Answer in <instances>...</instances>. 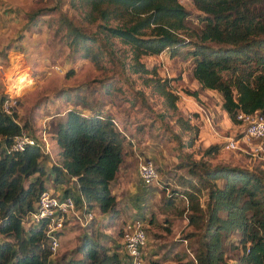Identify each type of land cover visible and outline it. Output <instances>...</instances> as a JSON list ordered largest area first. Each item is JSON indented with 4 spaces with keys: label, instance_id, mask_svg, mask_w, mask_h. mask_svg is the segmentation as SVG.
<instances>
[{
    "label": "trees",
    "instance_id": "16d2710c",
    "mask_svg": "<svg viewBox=\"0 0 264 264\" xmlns=\"http://www.w3.org/2000/svg\"><path fill=\"white\" fill-rule=\"evenodd\" d=\"M190 3L197 12L187 10L179 0H70L81 17L93 23L91 32L65 14L56 16L63 42L78 58L97 62L102 56L109 59L114 50L119 52L121 68L161 98L164 110L158 114L160 118L168 110V117L175 116L174 122L186 134L180 142L186 148L194 145L198 125L177 115L168 79L160 78L154 66L140 59L142 55L165 51L168 56L179 52L190 56L192 78L200 88L219 93L221 109L240 129L237 135L241 132L237 112L264 115V0ZM54 11L50 6L28 12L26 30L37 26L41 15ZM115 42L123 48H116ZM13 46L5 44L3 50ZM70 73L71 69L66 75ZM111 85L110 81L102 83L103 91L110 92ZM138 94L143 95L142 90ZM53 97L79 100L88 107L81 111L77 105L67 106L56 121L50 140L56 147L57 161H49L37 144L11 149L13 136L20 129L28 130L35 114L29 120L16 109L5 113L0 108V264H123L113 246L88 233H82L67 253L54 258L45 223L29 218L39 192L47 189L44 178L49 175L54 182L73 180L76 193L67 187L60 196L71 195L83 211L96 207L108 219L119 213L112 183L124 155V131L116 126L110 112L89 104L74 87L58 88ZM205 116L211 125L210 117ZM221 147L220 143L203 146L199 158L188 153L185 162L177 165L185 171L176 174L180 187L172 188L169 197L185 196L188 221L202 223L193 258L177 264H264V172L207 162ZM225 247L232 251L231 259L225 255Z\"/></svg>",
    "mask_w": 264,
    "mask_h": 264
},
{
    "label": "rangeland",
    "instance_id": "374dc122",
    "mask_svg": "<svg viewBox=\"0 0 264 264\" xmlns=\"http://www.w3.org/2000/svg\"><path fill=\"white\" fill-rule=\"evenodd\" d=\"M179 1L187 10L197 12L190 0ZM50 6L55 8L54 13L41 15L39 24L27 31L26 14L36 8ZM58 13L65 14L87 32L94 29L93 23L82 18L77 8L70 5V0H0V64L6 71V77L0 79V91L5 88L4 82L8 84L17 97L16 110L22 113V118L30 120L35 114L28 131L35 136L42 131L48 133L50 152L47 158L57 161V150L50 140L56 121L67 106L77 105L81 111H87L88 107L79 100L67 102L55 99L53 93L58 88H76L78 93L85 95L89 104L110 112L116 126L124 131L123 149L124 154L129 155L130 170L124 174L120 169L112 183V191L118 200V215L108 219L106 214H100L94 207L91 209L94 218L83 227L75 221L67 227L66 220L59 232V245L51 256L58 258L67 253L77 244L82 233H88L113 246L124 259L119 229L123 221L137 218L143 222L145 232L143 264H177L178 261L192 259L195 247L199 245L198 228L202 223L198 225L188 221L185 196L169 197L172 188L180 187L176 174L185 171L177 165L185 162L188 153L195 159L199 158L202 147L212 143H220L222 147L207 160L210 164L226 163L264 172V162L225 148V142L239 129L222 112L219 93L200 88L192 78L190 56L180 52L168 56L161 51L140 57L147 66L156 68L160 78L168 79L167 88L175 98L177 115L198 125L194 145L186 148L180 143L186 134L174 122L175 116L168 117V110L160 118L158 114L164 110L161 98L151 94L134 74L121 68V56L117 50L111 56L107 53L109 59L102 56L97 62L90 58H78L70 52L57 26ZM18 35H22L21 39L14 40ZM11 43L14 46L4 51L3 46ZM115 46L123 48L117 42ZM54 65L61 67L62 73L53 71ZM69 69L71 73L66 75ZM107 81L112 82L108 93L102 89V83ZM138 90H142L143 95L138 94ZM205 114L211 120L208 128L205 126V123L209 125ZM139 157L151 160L160 186L141 183L137 174ZM44 179L46 188L55 195L60 196L67 186L74 190L70 182H54L50 175ZM220 182L217 180L218 184ZM225 255L232 258L228 247H225Z\"/></svg>",
    "mask_w": 264,
    "mask_h": 264
},
{
    "label": "built area",
    "instance_id": "2783aa9c",
    "mask_svg": "<svg viewBox=\"0 0 264 264\" xmlns=\"http://www.w3.org/2000/svg\"><path fill=\"white\" fill-rule=\"evenodd\" d=\"M53 71L62 73V68L54 65ZM6 77V71L0 64V79ZM5 88L0 91L3 97L0 99V108L5 113H11L16 109L17 97L4 82ZM236 119L240 121L241 132L228 138L225 148L239 151L241 153L255 156L264 160V115L258 111L244 113L237 112ZM206 120L208 118L205 116ZM26 144H37L44 153L50 152V141L48 133L42 131L35 136L27 129H20L11 141L10 148L20 150ZM137 174L143 185L160 186L158 174L152 162L148 158L139 157L137 160ZM81 204L83 201L79 198ZM73 218L80 226H85L92 218L93 212L83 211L77 207L71 195H55L48 189L39 192L35 209L30 213L33 222H44L45 233L48 236V246L51 253L55 252L59 245L58 236L55 232L62 230L65 221ZM145 240L144 225L140 219L123 221L121 225V248L124 251L123 264H143L142 247Z\"/></svg>",
    "mask_w": 264,
    "mask_h": 264
},
{
    "label": "crops",
    "instance_id": "0c3cea01",
    "mask_svg": "<svg viewBox=\"0 0 264 264\" xmlns=\"http://www.w3.org/2000/svg\"><path fill=\"white\" fill-rule=\"evenodd\" d=\"M218 101H220V99L218 100ZM17 109V108H16ZM222 110V109H221ZM17 111V110H16ZM222 112H224L223 110H222ZM19 114H22L21 112H18ZM225 113V112H224ZM208 123V122H207ZM205 126L208 128L209 126H210V124L208 125V124H206L205 123ZM238 128V127H237ZM240 130V129H239ZM239 130H238V132H239ZM237 132V133H238ZM237 133H235V134H237ZM234 134V135H235ZM123 159H122V162L120 163V167H119V169H122L123 170V173L124 174H128L129 173V170H130V168H129V166H130V163H129V155H123V157H122ZM68 182H70L69 183V185H72L73 186V188H74V190H73V192L74 193H76V188H75V183L73 182V180H69ZM67 187H69V186H67ZM71 189V188H70ZM72 221H75L73 218H71V217H69L68 219H67V227H69V225H71L73 222ZM76 222V221H75Z\"/></svg>",
    "mask_w": 264,
    "mask_h": 264
}]
</instances>
